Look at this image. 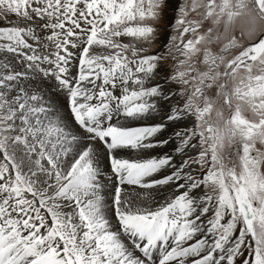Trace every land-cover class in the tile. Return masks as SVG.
<instances>
[{
    "label": "snow or ice",
    "instance_id": "6c2138e0",
    "mask_svg": "<svg viewBox=\"0 0 264 264\" xmlns=\"http://www.w3.org/2000/svg\"><path fill=\"white\" fill-rule=\"evenodd\" d=\"M0 264H264V0H0Z\"/></svg>",
    "mask_w": 264,
    "mask_h": 264
}]
</instances>
